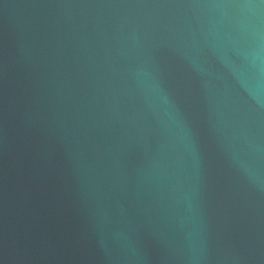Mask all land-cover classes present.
I'll return each instance as SVG.
<instances>
[{
    "label": "water",
    "instance_id": "water-1",
    "mask_svg": "<svg viewBox=\"0 0 264 264\" xmlns=\"http://www.w3.org/2000/svg\"><path fill=\"white\" fill-rule=\"evenodd\" d=\"M0 264H264V0H0Z\"/></svg>",
    "mask_w": 264,
    "mask_h": 264
}]
</instances>
